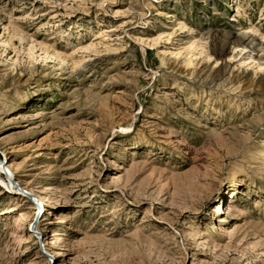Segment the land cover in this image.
Listing matches in <instances>:
<instances>
[{
  "label": "rangeland",
  "instance_id": "obj_1",
  "mask_svg": "<svg viewBox=\"0 0 264 264\" xmlns=\"http://www.w3.org/2000/svg\"><path fill=\"white\" fill-rule=\"evenodd\" d=\"M0 160V264H264V0H0Z\"/></svg>",
  "mask_w": 264,
  "mask_h": 264
},
{
  "label": "bare ground",
  "instance_id": "obj_2",
  "mask_svg": "<svg viewBox=\"0 0 264 264\" xmlns=\"http://www.w3.org/2000/svg\"><path fill=\"white\" fill-rule=\"evenodd\" d=\"M246 41H248V42H252L253 41V39L252 38H250V37H247L246 39H245ZM262 64L260 63V61L258 60V66H260V67H262L261 66ZM7 167V166H6ZM3 170H6L5 169V167H4V163H3V161L2 160H0V173H3L4 171ZM8 176V181L9 182H5V180H4V178H3V176L0 174V181L1 182H3L9 189L12 187V188H18L17 187V185L19 186V190H21V191H23V192H27L26 194L28 195V196H30L31 198H32V204H34V205H43V202H42V198H41V196H39V195H37V194H35L34 192H31V191H27L25 188H20V182L18 183V180H16L15 178V176L13 177L12 176V174H8L7 175ZM21 187H23V186H21ZM27 195H26V197H27ZM38 207V206H37ZM37 210V209H36ZM3 213H7V211H5V209H1V214H3ZM38 214V213H37ZM38 215H36V213H35V215H34V217H35V219H36V217H37ZM22 218V217H21ZM23 220V219H22ZM38 222H39V220H37L36 219V222H30V224L31 223H33L32 225H30L29 226V228H31L30 230H33V232L34 233H37V234H39V228H38ZM10 234H11V237H13L14 236V234H15V232H13V231H11L10 232ZM57 235V234H56ZM56 235H54V236H56ZM39 239L41 240V238L39 237ZM208 241V239L207 238H204L202 241H200V242H207ZM41 244H42V246L44 247V245H45V242L43 241V240H41V242H40ZM47 255V254H46Z\"/></svg>",
  "mask_w": 264,
  "mask_h": 264
}]
</instances>
